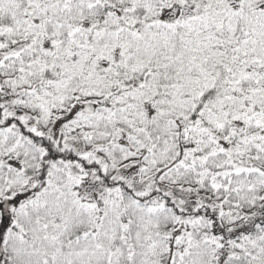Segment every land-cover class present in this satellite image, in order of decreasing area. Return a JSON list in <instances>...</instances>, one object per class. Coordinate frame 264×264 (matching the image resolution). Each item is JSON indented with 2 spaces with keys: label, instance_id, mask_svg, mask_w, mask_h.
<instances>
[{
  "label": "snow or ice",
  "instance_id": "6c2138e0",
  "mask_svg": "<svg viewBox=\"0 0 264 264\" xmlns=\"http://www.w3.org/2000/svg\"><path fill=\"white\" fill-rule=\"evenodd\" d=\"M0 264H264V0H0Z\"/></svg>",
  "mask_w": 264,
  "mask_h": 264
}]
</instances>
